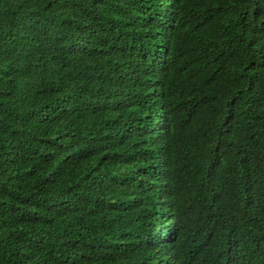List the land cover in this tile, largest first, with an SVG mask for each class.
Returning <instances> with one entry per match:
<instances>
[{"label": "trees", "instance_id": "1", "mask_svg": "<svg viewBox=\"0 0 264 264\" xmlns=\"http://www.w3.org/2000/svg\"><path fill=\"white\" fill-rule=\"evenodd\" d=\"M0 264H264V0H0Z\"/></svg>", "mask_w": 264, "mask_h": 264}]
</instances>
